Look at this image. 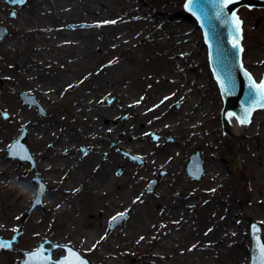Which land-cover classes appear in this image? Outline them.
Returning <instances> with one entry per match:
<instances>
[{
  "label": "bare ground",
  "instance_id": "6f19581e",
  "mask_svg": "<svg viewBox=\"0 0 264 264\" xmlns=\"http://www.w3.org/2000/svg\"><path fill=\"white\" fill-rule=\"evenodd\" d=\"M176 12L173 4L158 6L151 0H31L13 23L15 32L10 49L16 51V55L8 51L0 54L4 58L0 61V110L10 109L15 121L30 127L29 143L34 148L37 166L46 173L44 176L55 180L61 171H72L70 184L59 188L58 200L64 197L61 192L65 199L69 198L66 190L74 187L72 183H77L84 195L86 210L76 230L72 227L77 224L73 219L75 214L63 207L62 211L70 218L63 237L72 234L73 243L83 249H93L100 244L99 254L108 256L109 264H125L127 248L132 246L145 250V256L138 258V261L144 258L143 264L171 263L163 259L168 254L158 239L157 216L148 201H161L172 193L167 179L150 197L137 195V201L143 200L140 205L133 203L132 195L137 191L141 172L122 161L108 148V142L117 139L125 149L141 155L145 159L142 171L149 173L160 165L171 167L172 160L175 164L178 156L173 149L182 148L190 132L209 122L208 107L213 101L205 95L202 58L196 55L189 36L191 26L179 17L174 18ZM5 17L4 5L0 3V22L5 21ZM74 23H85L88 28L65 31L66 25ZM99 34L104 36L101 42L96 39ZM184 51H190L189 55L178 58ZM13 62L19 64L17 71L12 70ZM150 66L156 68L155 74H144ZM94 72L99 74L98 78L88 79ZM19 92L34 94L41 103H61L64 115L57 112L46 121H38L15 99ZM108 96L115 97L114 107L132 105L129 122L116 127L101 124L104 118L114 117L103 104ZM178 100H182L183 105L178 114H171ZM200 105L202 107L192 114V109ZM186 118L191 121L184 122ZM225 118L228 133L236 142L251 126L239 125L234 114ZM64 121L69 123L70 129L61 132L59 127ZM142 124L175 137L168 155L161 156L147 144L142 137ZM9 134L12 133L0 129V152L6 148ZM83 145L89 153L80 161L75 150ZM210 158L214 164L215 155L210 154ZM75 163L77 168L72 170ZM15 165L13 161H6L4 170L12 171ZM119 166L121 175L116 176ZM204 166L207 173V165ZM218 171L216 168L208 175L215 183L224 180V174ZM16 184L12 192L25 193V199H32L35 187L25 192L24 184ZM1 188L4 191L7 185L0 181ZM92 196L99 197L95 210L105 208L108 216L126 212L129 217L97 244L95 239L104 231V222L91 216ZM2 208L8 210L9 205L1 203ZM54 208H58L57 203ZM234 214L229 211L228 219ZM171 218L168 216L167 220L170 222ZM37 227L36 235H49L43 225ZM60 233L56 227L53 238ZM213 237L216 239L218 235ZM152 244L153 248L146 251ZM207 253L199 251L197 254L206 256ZM193 255L195 251L176 255L172 260L174 264H187ZM20 259L17 257V261Z\"/></svg>",
  "mask_w": 264,
  "mask_h": 264
},
{
  "label": "rangeland",
  "instance_id": "374dc122",
  "mask_svg": "<svg viewBox=\"0 0 264 264\" xmlns=\"http://www.w3.org/2000/svg\"><path fill=\"white\" fill-rule=\"evenodd\" d=\"M30 2L31 0H26L23 6H12L5 0H0L6 11L5 21L0 22V27H5L8 31L3 40L0 41V54L3 51H8L16 55V51L10 49L15 32L13 23L18 13L25 9ZM151 2L158 6L173 4L176 6L177 11L184 12L186 0H151ZM237 13L242 21L244 67L253 75L257 82H260L264 74V8H240ZM176 17L182 20L180 16L175 15L174 18ZM182 21L191 26L189 36L193 42L196 55L202 58L201 72L205 77L204 84L207 88L205 95H208L210 100L213 101L211 106L208 107L210 110L209 122H207L206 126H200V128L187 135L185 143L182 145V148H184L182 151L180 147L173 149L178 156V161L175 164L173 163L175 160H172L173 164L171 163V167L160 165L151 169L149 173L142 171L145 167V159L141 155L125 149L117 139L110 140L107 146L122 161L132 165L139 173L141 172L137 191L132 195V201L136 205H140L143 202V200L137 201L135 199L137 195L141 194L148 198L155 193L156 188L161 183L169 179L168 183L170 186L168 188H170L172 196L170 197L168 193L167 198L164 200L148 201L157 216L158 227L155 231L158 232L159 230L158 239L161 240V246L165 248L164 251L168 254V257L163 256L165 261L168 259L171 260L170 264H174L175 261L172 259L176 255L183 256L185 253L195 251V255L189 259L187 264H206V258H208L207 264H249L251 239L248 225L250 222L261 224L264 238V110L256 112L253 123H249L251 124L250 128L238 139V143L224 130L221 115L223 101L209 68L207 51L204 56V50L206 49L203 47L201 32L197 29V25L193 20L186 19ZM86 28H88V25L85 23H74L66 25L64 29L65 31H74ZM96 39L101 42L104 39L103 34H99ZM189 53L190 51H184L177 57L188 56ZM0 61H4L1 55ZM18 68L19 64L13 62L12 70L17 71ZM155 70V67L150 66L143 73L155 74ZM190 71L192 72V69ZM98 76L99 74L94 72L88 79L95 77L97 79ZM22 96H29L32 100L31 104L24 103ZM15 99L25 111L33 114L38 121H46L57 112L62 116L64 115L61 103H41L34 94L19 92L16 94ZM65 99L63 98L62 100L65 102ZM103 104L114 113V117L102 120L101 124L103 126L116 127L122 125L123 122H129L128 113L132 108L131 104H126L119 108L114 107V96L106 97ZM182 105V100L176 101L172 107L171 114H178ZM201 107L202 105L192 109V114ZM42 110L45 113H41ZM5 114H7L8 119H5ZM190 117L193 118V115ZM189 121H191L189 118L184 119V122ZM245 127L248 128L247 125ZM23 128L27 131L25 142L35 161L34 167L28 161L22 162L18 158L8 157L7 148L20 136ZM29 128L28 125L15 121L10 109L0 110V129L3 131L8 130L9 133H12L9 134L6 148L0 152V181L7 185L6 190L0 189V204L9 205L8 210L0 209V238L9 240L16 233H19L17 242L12 249L5 250L0 247V264H20L25 259L24 253L34 251L40 243L46 240L51 243L70 246L91 264H109L108 256L104 257L99 254L100 244L96 245L95 249H83L73 243L72 234L69 233L63 237L66 225L70 219L67 217L66 211H62L63 207H66L71 212L73 211L75 214L73 219L77 220V224L72 227L76 230L86 210L84 195L80 192V187L77 186V183H72L74 187H70L71 190H66V193L70 195L69 198L65 199V194L61 192L64 197L58 200L57 194L61 190L59 188L70 184L69 178L72 175V171H61L55 180H50V177L44 176L46 173H42L37 166L34 148L29 143ZM140 128L143 130L142 137L150 147L157 150L161 156L169 154V148L174 145L175 137L173 135L165 134L146 124H142ZM59 129L61 132L63 129H70L69 123L62 122V126ZM154 136L157 137L156 141ZM197 149L201 151L203 164L207 165L208 168L207 173L200 180L192 179L186 173L188 160ZM75 152L78 153L81 161L88 155L89 150L83 145ZM210 154L215 155L216 162L214 164H212L213 161L210 158ZM227 159L235 160V164L229 167ZM6 161L16 163L14 170H4V162ZM209 165L213 168V171L209 169ZM74 166L76 167L72 170L77 168V163ZM216 168L219 170L218 173L224 174V180L220 183L213 182L212 178L208 176L215 172ZM121 170V166L117 167L115 175L120 176ZM36 178H39L47 187L45 194L46 205L37 207L28 217L24 218L25 214L30 211L35 199L37 191ZM18 182L25 185V192L35 187L32 199H25V193L12 192L13 185L15 184L14 187L17 186L16 183ZM96 197L92 196L93 202L91 206L94 211L92 210L91 216L93 218L96 217L95 219H98V221L104 222V231L101 230L95 239L97 244L100 239H104L107 237L106 235L109 236L116 228L121 227L129 217L126 212H117L108 216L104 213L105 208L95 210L94 206L97 205L99 198L97 197L96 199ZM56 203L58 208H54ZM229 211L235 212L232 219H228L227 214ZM119 216H125V219L111 228ZM168 216L172 217L170 222L167 220ZM40 224L48 232L49 235L47 237L36 235L37 226ZM56 227L60 229L61 233L59 237L53 238V230ZM151 227L154 226L151 225ZM216 235L218 237L215 239L213 236ZM154 244L149 245L146 251L151 250ZM47 247L51 248V245L47 244ZM164 251L162 252L164 253ZM199 251L208 253L204 256L197 254ZM53 253L55 260H59L64 255V250H54ZM127 253L125 264H137L138 262L143 264L144 258L141 261H138V258L145 256L144 249L132 246L127 248ZM17 257L21 259L17 261ZM193 260L194 262L191 263L190 261Z\"/></svg>",
  "mask_w": 264,
  "mask_h": 264
},
{
  "label": "water",
  "instance_id": "95a60500",
  "mask_svg": "<svg viewBox=\"0 0 264 264\" xmlns=\"http://www.w3.org/2000/svg\"><path fill=\"white\" fill-rule=\"evenodd\" d=\"M10 5L23 6L26 0H5ZM242 7L264 8V0H232L225 5L223 0H189L186 4V12L196 21L198 28L202 31L204 46L207 47L208 61L210 70L218 85L225 108L223 109V126L228 133V121L225 117L228 114H234L238 119L239 125L250 122L254 113L264 109V92H261L258 85L264 81V74L261 82L257 83L251 73L245 69L243 59V48L241 45V21L236 12ZM182 20L190 19L184 12H176ZM14 16V14H12ZM239 22V31L236 29V22ZM8 33L5 27H0V41ZM237 43L238 47H233ZM26 103H29V97L23 96ZM41 113H45L43 110ZM5 119H8L5 114ZM244 121V122H242ZM27 131L23 128L20 137L8 148L10 156L17 155L20 160L30 162L35 166V162L25 143ZM154 140L157 137L154 136ZM15 152L17 154H15ZM201 152L197 150L189 159L187 173L194 179H201L204 175L205 168L201 160ZM230 167L233 160L228 161ZM39 187L36 197L24 218L28 217L37 207H43V201L46 193V187L37 180ZM155 185V184H154ZM125 216L118 217L112 224L113 228L117 223H121ZM249 231L251 238V250L249 253V264H264V238L263 229L260 223L250 222ZM19 233H16L11 240H2L0 246L6 249H12L13 244L17 242ZM50 244L51 248L46 245ZM63 249L65 256L55 261L53 251ZM25 259L21 264H90L88 260L68 245H59L45 241L39 244L34 252L24 254Z\"/></svg>",
  "mask_w": 264,
  "mask_h": 264
},
{
  "label": "snow or ice",
  "instance_id": "6c2138e0",
  "mask_svg": "<svg viewBox=\"0 0 264 264\" xmlns=\"http://www.w3.org/2000/svg\"><path fill=\"white\" fill-rule=\"evenodd\" d=\"M189 2L191 3V0H189ZM232 0H223V3L225 5H227L228 3H231ZM237 32L239 31V22L237 21L236 22V29H235ZM233 47H238V44L237 43H234L233 44ZM258 88L260 89L261 92H264V81H262L259 85H258ZM244 122V121H242Z\"/></svg>",
  "mask_w": 264,
  "mask_h": 264
}]
</instances>
